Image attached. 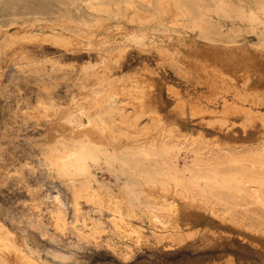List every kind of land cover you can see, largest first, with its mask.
<instances>
[{
  "label": "rangeland",
  "instance_id": "374dc122",
  "mask_svg": "<svg viewBox=\"0 0 264 264\" xmlns=\"http://www.w3.org/2000/svg\"><path fill=\"white\" fill-rule=\"evenodd\" d=\"M178 1L190 16L170 6L165 16L168 0H0V237L17 245L19 264H264V248L245 236L264 235V205L239 196L202 211L161 181L162 164L173 159L166 146L190 144L210 165L220 153L234 152L236 162L264 148L261 127L243 130L240 115L220 112L223 103H239L235 94L247 92L239 89L247 82L264 95V0ZM215 31L219 42L208 41L204 33ZM154 42L174 46L192 76L175 73ZM139 87L157 102L134 119ZM110 93L117 99L108 112ZM191 107L199 112L187 119ZM81 141L119 159L136 151L156 182L128 173L135 200L111 174L100 180L90 167L102 182L94 183L109 191L94 193L54 165L62 146ZM140 145L156 151L137 155ZM226 157L216 167L223 174L251 167ZM178 208L194 218L177 221L185 215ZM153 215L179 227L157 231ZM5 258L0 264H14Z\"/></svg>",
  "mask_w": 264,
  "mask_h": 264
},
{
  "label": "bare ground",
  "instance_id": "6f19581e",
  "mask_svg": "<svg viewBox=\"0 0 264 264\" xmlns=\"http://www.w3.org/2000/svg\"><path fill=\"white\" fill-rule=\"evenodd\" d=\"M166 4L163 6L162 10L165 16L168 14L166 6H170L172 10L175 9L178 14H181L183 16H190V11L185 10V8L179 3L178 0H168ZM106 12L110 14L108 10ZM121 30L123 31L122 28H115L112 34L114 36H120ZM204 36L208 41H218V33L216 31L213 33H204ZM138 42H140L141 44V41L139 39ZM154 46L156 48L158 56L164 63H166L170 67H173L175 73L182 77L192 76V70H190V68L185 64L182 59V55L179 51H177V49H175L174 46L166 43L158 44L156 42H154ZM102 59L104 60V58ZM258 69L260 70V68ZM250 79L251 76L248 77V81H250ZM262 80H260V82ZM107 83L108 82H106V84ZM141 88L142 87L138 88L140 97L134 98L139 103L138 110L136 109L135 112H133L134 119H139L140 117H142L144 114L143 110L157 102L156 98L148 97L149 93L146 90L142 91ZM254 88L255 87L249 86L248 82L245 83L243 87L239 89H242V91H244L243 89H245L247 92H237L235 94L236 101H238L239 103H223L222 110L220 111L223 114H225L227 111H232L233 113L240 115L244 120V128H242L243 130H246L247 127H253L254 125H258L259 127H261L260 129L264 130V114H260L262 112V109H264V95L254 92ZM116 99L117 98L115 94H107L104 104L108 112L113 109ZM244 107H247V109H244ZM198 112L199 111L197 110V108L191 107V111L186 112L185 117L188 119ZM93 114H95V112ZM104 114H106L105 111L98 112L96 114V120L97 124L105 133L109 131V129L105 127L107 123ZM146 115L150 118H156L155 114L152 112ZM257 130L258 129H256L255 131ZM166 147V150L173 154V159L162 164V168H164L162 169V175L164 176V179H162L161 181L171 180L174 184V187L180 191L182 198L188 199L190 203L196 202L198 208H200L202 211H210L212 213H215L213 211L214 208L212 207V200H218L224 205H233V201L239 196L244 198H252L253 202L264 205V148L242 152L244 154L245 160H238L236 162L234 161L235 159L232 158L234 152L220 153L219 156H214V162L212 165H210V163H208L210 161L209 158H199V150L191 147L190 144L185 146L176 144L173 147ZM129 150L128 153L125 152L126 155L128 154V157H125V155H123V157L125 158L122 157L123 159H119L120 157L116 158L110 151H107L106 149L98 148L91 143L81 141L74 143L72 146H62V154H58L59 156L55 155L56 157L53 156L55 162L54 165L57 164L59 169H61L63 176L69 177L72 180H76L78 183L82 182L88 184L93 192L97 194L101 191L109 192L108 190H101V188L94 183H102L99 182L96 178L100 176L99 179L101 180L103 171H105V173L107 172L111 174L114 181L121 182L119 183L121 184L119 186L124 189L127 195H130L133 199L137 200L138 195L135 191H133L132 185L128 181V175L130 174L135 177L143 178L147 183L154 184L156 182V173L146 167L147 164L145 161L136 160L133 158L134 154H136V151H133L132 153L131 150ZM135 150H137V155L139 152L142 155H146L152 154L153 152L155 153L156 148L151 145L148 147H142V145H140L138 146V148H135ZM182 154L184 155V157L180 159V155ZM223 156H227L226 159L224 158V161L227 164L242 165V162H249L251 167L249 168L248 165L241 171L228 173H225L224 170L225 174H223L221 173L223 172V170L219 172L216 169V167L221 164L220 160L223 159ZM246 165L247 164H245V166ZM257 166L261 169L260 173H254L252 171V173L247 174L245 171L248 170H244L251 168L254 169V167ZM90 167H93L95 174L98 175V177L95 178V176L90 171ZM243 179H245V181ZM244 183L248 184V186L244 185ZM245 187H248L250 190L246 191ZM193 205H195V203ZM178 210L180 212L179 214L185 215L178 217L177 221H191V218L194 216L190 215L192 214L191 211L189 212L188 210H182L179 208L175 211L178 212ZM231 211V209L225 208L223 209L222 213L231 214ZM193 212L198 216L201 215V213H199L198 211L195 212L193 210ZM116 220L117 224L125 223V220L121 217L116 218ZM153 224L155 230L161 232L162 226L165 225L166 229L169 231H174V229L177 230V228L179 227V225L175 221L164 220L155 215H153ZM249 229L250 228L246 229V231ZM239 230L241 231V229ZM243 230L245 229L243 228ZM257 233L258 232H254L253 230H251V232L247 231V234L245 233V236H247L248 239H253L250 240H252L251 242L256 246L255 248L259 247L258 245H260L261 248H259L263 249L264 235L262 233H259L260 235ZM17 254V245L6 242L0 237V255H3V257L5 256V259H8L9 262L13 261L14 264H19L18 258H20V255L17 256ZM228 262L229 264H235L231 259Z\"/></svg>",
  "mask_w": 264,
  "mask_h": 264
}]
</instances>
